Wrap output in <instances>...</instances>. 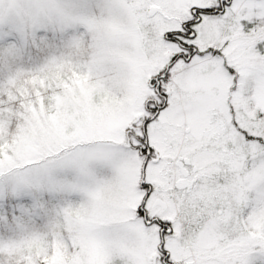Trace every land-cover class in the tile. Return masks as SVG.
Returning a JSON list of instances; mask_svg holds the SVG:
<instances>
[{"label":"snow or ice","instance_id":"snow-or-ice-1","mask_svg":"<svg viewBox=\"0 0 264 264\" xmlns=\"http://www.w3.org/2000/svg\"><path fill=\"white\" fill-rule=\"evenodd\" d=\"M0 264H264V0H0Z\"/></svg>","mask_w":264,"mask_h":264}]
</instances>
